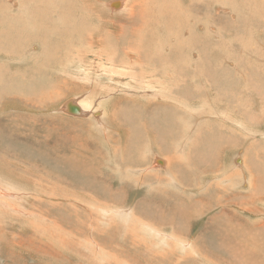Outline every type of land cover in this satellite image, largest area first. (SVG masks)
<instances>
[{"label": "rangeland", "instance_id": "rangeland-1", "mask_svg": "<svg viewBox=\"0 0 264 264\" xmlns=\"http://www.w3.org/2000/svg\"><path fill=\"white\" fill-rule=\"evenodd\" d=\"M34 1L0 0V50H6L0 53V264H264V189L255 177L250 182L239 176L258 151L264 161V0H137L140 7L135 0H93L94 5L45 0L48 30L41 26L44 8ZM142 1H148L146 8ZM158 1L162 20L179 15L199 27L177 36L170 23L164 29L149 26L144 20L160 13ZM85 7L88 14L81 13ZM67 8L74 12L73 23ZM138 8L145 15H135ZM182 10L193 16L181 15ZM90 15L97 18L92 25L101 21L102 30L119 34L114 40L128 39L130 45L108 37L99 44L87 29H70ZM158 29L167 47L183 44L184 69L191 71L187 85L179 81V92V82L167 87L185 119L179 120L177 139L158 131L162 141L148 139L153 147L133 159L128 142L134 127L127 112L134 116L138 109L127 104L138 96L140 107L154 91H118L113 83L129 86L130 70L140 81L145 71L159 68L147 58H130L133 48L153 43ZM13 30L28 37L15 35L19 41L15 38L17 47L9 53L5 34ZM196 33L199 39L187 43ZM207 41L206 47L199 45ZM165 50L171 53L156 47L162 56ZM115 51L125 67L114 65L108 54ZM151 55L156 56L152 50ZM160 77L163 87L178 81L163 68L153 76ZM221 97L227 102L220 104ZM71 100L86 114L68 113L65 104ZM110 106L113 112L106 115ZM149 109H157L159 120L166 104ZM105 115L107 126L100 129ZM125 131L124 147L117 146L116 153ZM203 144L209 154L193 164ZM177 161L180 172L171 165ZM263 164L258 175L264 184ZM171 166L187 191L172 182ZM223 178L228 182L221 185ZM231 226H238L236 235L228 233Z\"/></svg>", "mask_w": 264, "mask_h": 264}, {"label": "bare ground", "instance_id": "bare-ground-1", "mask_svg": "<svg viewBox=\"0 0 264 264\" xmlns=\"http://www.w3.org/2000/svg\"><path fill=\"white\" fill-rule=\"evenodd\" d=\"M4 1V0H3ZM34 1V0H33ZM44 1L45 0H37V3H40L41 4V6L44 8V4H47V2L46 3H44ZM93 0H86V2H88V3H91ZM139 1V0H138ZM165 1V0H164ZM35 2V1H34ZM148 1H142L141 3H140V5H144L143 6V8H146V4L145 3H147ZM0 3H2V2H0ZM11 3H14V2H11ZM94 3H95V1H93V5H94ZM3 4H4V2H3ZM113 4V3H112ZM120 4V3H119ZM126 5H127V2L125 3V7H126ZM133 5L136 7V5L137 6H139V2H138V4H137V0H135L134 2H133ZM160 5H161V3H160V1H158L156 4H155V7H157L158 9H159V11H160ZM14 6V5H13ZM112 6V5H111ZM128 6V5H127ZM167 6H168V9H171L172 8V6L169 4V3H167ZM48 7V6H47ZM114 7V6H113ZM116 7V6H115ZM118 7V6H117ZM140 7V6H139ZM7 8V5H4V9H6ZM49 8V7H48ZM13 9V8H12ZM85 9H86V7H85ZM85 9H83V11L81 12V13H85V14H88V12H89V9L87 10H85ZM26 10V9H25ZM132 10V9H131ZM130 10V11H131ZM24 11V10H23ZM29 11V10H28ZM41 13H43V15H44V17H45V19L43 20L42 19V22H41V26H43L42 27V29H46V30H48V28L47 27H49V28H51V20H50V18L49 17H47L46 16V11H45V8L44 9H42L41 11H40ZM73 11H72V9L71 8H67L66 9V11H65V13H66V17H67V21H72V23L74 22V20L72 19V17H73V13H72ZM144 11L141 9V8H138V12L135 14V15H139V17L141 16L140 15V13H143ZM14 13V12H13ZM29 13V12H28ZM32 14V13H31ZM132 14H134V12H132ZM161 14V11H160V13L159 14H156L157 15V17H148V16H146V20H144V22L146 23V24H148L149 26H154V27H159V26H161L159 29H164L166 26H167V24L168 23H170L171 24V26H172V28L173 29H175L176 30V32H177V36H181L182 34L183 35H185L186 36V33H188V28L189 27H194L195 29H197L199 26H198V23H197V21H190V20H186V19H184V18H182L181 16H179V15H176L173 19H171V18H169V19H167V21H165V20H162L161 19V16H159ZM30 15V14H29ZM134 15V16H135ZM144 15H145V12H144ZM181 15H191V16H193V11L191 10L190 12H188V14H187V11H185V10H182V14ZM105 17H106V15H104ZM30 17V19H31V21H32V18H33V16L31 15V16H29ZM121 17V16H120ZM145 17V16H144ZM27 18V17H26ZM107 18H108V15H107ZM82 19V21H83V24L79 27H74V28H70V29H72V30H74V31H77V30H79V28H84V29H87L88 30V32L89 33H91L92 34V37L93 38H95L96 40H97V42H99V44H101L102 43V41L103 40H105V38L106 37H108L110 40H112L113 38H119V34L118 33H116V32H113V31H111V32H109L108 30H102L104 27H102V23H101V21H99V25L98 26H94V25H92L93 23H95L96 21H97V18L95 17V16H89L88 18H81ZM109 19V18H108ZM145 19V18H144ZM27 21H28V19H26ZM46 20H48V21H46ZM110 20V19H109ZM109 20H105V22L106 23H108V24H111L110 22H112V21H109ZM152 20H154L155 22H151ZM78 21V20H77ZM80 22V21H79ZM78 22V23H79ZM135 22H139V20L137 21V19H136V21ZM22 23V22H21ZM67 23V22H66ZM140 23V22H139ZM8 24V23H7ZM18 24V23H17ZM34 24H37L36 22H34L33 23V26H32V29H34L35 28V25ZM69 24V23H68ZM9 26H10V28H12V26H14L13 25V22H12V20L10 19V21H9V24H8ZM7 25V27H9ZM207 25V24H206ZM46 26V27H45ZM66 26L68 27V25L66 24ZM75 26V25H74ZM18 27V26H17ZM140 27V26H139ZM142 27V26H141ZM140 27V28H141ZM69 28V27H68ZM27 30V28L26 27H24L23 28V30ZM66 29V28H65ZM159 29H158V32L156 33V34H154V35H156L155 37H153L151 40H152V44H150V46L148 47H146V48H144V50H140V48L139 47H137V48H133V50H134V53H131V55H130V58H131V60H133L134 58H136V59H138V60H140V59H145V58H147L150 62H152V63H154L155 65L154 66H157V67H159V68H156L155 70H153L152 72H150V73H148L147 71H145L144 72V74L143 75H141L142 77H141V80L139 81V80H137L136 78V76H135V73H132L131 72V70H130V75H131V77H130V79H129V81H131L132 83H134V84H132V83H130V82H126L127 84H129V86H125V85H117L116 83H119V82H121L122 84H123V82L121 81V80H119L118 82H116V83H113V87L116 89V90H118V91H124L125 90V88L127 89V90H130L129 92H131V91H133L134 89H138V88H142L144 91H145V89L146 90H150V91H154L152 94H151V98H147L146 97V99L145 100H140V107H138L137 106V104H136V102H138L137 100H138V96L135 98V99H133L132 100V104H127V106H125V107H127V108H136V109H138V111H137V113H136V115H134V116H132L130 113H129V111L127 112V121L129 122V124L132 126V127H134V130L131 132V134H132V139L128 142V150H129V153H131L130 155H133V159L136 157V155L137 154H141V153H143V151L145 150L146 151V149H149V148H151V147H153V144H152V142H153V140H155L156 142L157 141H159V142H161L162 141V138H161V135H160V133L158 132V131H160L161 133H166L167 131L166 130H168V135H169V139L170 140H172L173 138H178L177 137V130H178V132H179V129H178V127H179V125L181 124H179V120H184L185 119V116H183V117H180V115L177 113V111L175 110V109H177V110H179L177 107H175L174 105H172V103H171V101H172V99H173V95L174 94H171L170 92H169V90L170 89H168V87H167V85L168 86H170V87H173L174 85H178L179 83H181V82H179V81H184V83L186 84L188 81V79H189V73L191 72V71H188V70H185L184 69V67L186 66V65H183V58H185L186 56H184L182 53H180V47H182L183 46V44L182 43H180L179 41H176V45H168V47L166 46V45H164V42H166L167 40H165V34L163 33V34H161L160 32H159ZM16 30V29H15ZM23 30H21V31H23ZM218 30H220V29H218ZM7 31V30H6ZM85 31V30H84ZM107 31H108V33H107ZM44 32V31H43ZM43 32H41L40 34H42L43 35ZM67 32V31H66ZM21 34V37H23V36H25L26 35V33H24V32H21V33H18V31L16 32V31H14L13 30V32H9V33H7V34H5V36L7 37V39H6V41L4 42L5 44L4 45H6L7 47H8V50L10 49V47H13V44H14V42H15V38H17V37H15V35H20ZM40 34H37L38 36L40 35ZM84 34V33H83ZM137 34V37L139 38V35H138V33H136ZM140 34H142V32L140 33ZM191 34V33H190ZM197 34V33H196ZM85 35V34H84ZM84 35L82 36V37H84ZM146 35V34H145ZM27 36V35H26ZM86 36V35H85ZM191 36V38H190V42L188 41L187 43H192V42H195V41H197L198 39H199V34H197V35H195V34H193V35H190ZM28 37V36H27ZM79 37V36H78ZM81 37V38H82ZM146 37H147V35H146ZM26 38V37H25ZM77 37H75V39H76ZM80 38V39H81ZM18 39V38H17ZM63 39V38H62ZM67 39H69V38H67ZM126 39V38H125ZM74 40V39H73ZM18 41H19V39H18ZM115 41H117V44H121V45H124V46H129L130 44L129 43H131L128 39H126V40H124V39H116V40H114L113 39V42H115ZM21 42V41H20ZM83 42V41H82ZM112 42V41H111ZM19 43V42H18ZM18 43H16V44H18ZM74 43V42H73ZM2 44H3V42H2ZM15 45V44H14ZM68 45V44H67ZM200 46H202V47H206L207 45H208V41H207V43L206 44H199ZM50 46H51V50H53V44H52V41H51V43H50ZM157 46H161L163 49H166V48H168V49H170V51H171V53L169 52H166L167 50H165V54H164V56H162L161 55V53H158L157 51H156V47ZM191 46V45H190ZM4 47V46H3ZM14 47H17L16 45L14 46ZM19 47V46H18ZM60 48V47H59ZM147 48H148V50H147ZM5 49H7V48H5ZM68 49V48H67ZM151 50L154 52V54L156 55V56H152L151 55ZM5 51L6 50H0V53H5ZM64 51V50H63ZM11 54H10V56H12V58L14 57V58H17L16 57V55H15V53H14V50H11ZM51 52V51H50ZM9 53H10V50H9ZM59 53V52H58ZM57 53V54H58ZM67 53V52H66ZM174 53V54H173ZM1 55H4V54H1ZM50 55H51V57L52 58H55L56 57V54H53V53H50ZM109 56H110V58L113 60V63H114V65H121V66H124L123 64H122V61H120L119 60V55H118V53L115 51V52H113L112 54H108ZM220 55V54H219ZM7 56V55H6ZM204 56V55H203ZM63 57H64V55H63ZM219 57V56H218ZM60 59V58H59ZM147 59H146V61H147ZM131 61L129 62V64L131 65ZM145 63V62H144ZM147 63V62H146ZM217 63V62H216ZM216 63H215V65H216ZM212 64H214V63H212ZM146 65V64H145ZM214 65V66H215ZM147 67H150V68H153V66H151V64L150 63H148L147 65H146ZM125 67V66H124ZM126 68H127V66H126ZM130 68V67H129ZM164 69L167 73H175V80H178V81H176V83H172V84H166V85H164V87H163V84H164V81H163V79L160 77L158 80L156 79V78H153V76L154 75H156V74H160V69ZM251 70V69H250ZM258 70V69H257ZM219 72L222 74V75H224V74H226L224 71H222L221 70V68L219 69ZM244 76V75H243ZM242 76V77H243ZM112 77H113V75H112ZM147 78H150L149 79V81H148V84H146L145 83V79H147ZM191 78H193L194 79V75L191 77ZM245 78V77H244ZM105 79V78H104ZM113 79H116V78H113ZM246 79V78H245ZM99 81V83H100V86H102V87H106V83H103L102 82V80L100 79V80H98ZM154 81L155 82H157V83H159V85H161V87H159L160 89H157V86H156V84L154 83ZM179 82V83H178ZM165 83H167V82H165ZM116 84V85H115ZM182 84L183 83H181V85L180 86H177V88H176V92H179V90H180V88H181V86H182ZM187 85V84H186ZM183 87V86H182ZM66 88H68V87H66ZM101 88V87H100ZM201 91V90H200ZM206 91V90H205ZM128 92V91H127ZM126 92V93H127ZM128 92V93H129ZM254 92V91H253ZM100 93H102V92H100V91H97V94H100ZM128 93H127V95H128ZM230 93V92H229ZM94 94V93H93ZM125 94V93H124ZM132 94V93H131ZM130 94V95H131ZM199 94V93H198ZM207 94V93H206ZM230 94H227L226 95V97L225 98H228V96H229ZM129 96V95H128ZM198 96V95H197ZM130 97H134L133 95H131ZM184 97V96H183ZM102 98V97H101ZM185 98V97H184ZM152 99V100H151ZM221 99L222 100H220V104L222 103V102H227V100H223L224 99V97L222 98L221 97ZM127 100H129L128 98H127ZM210 100V99H209ZM215 100H217V99H215ZM73 103H76V104H78L77 102H75L74 100H71ZM115 101H117V100H113V111L117 108L116 107V102ZM219 101V100H218ZM69 102V101H68ZM68 102L65 104V107L67 108V105H68ZM188 102V101H187ZM189 103V102H188ZM216 103V102H215ZM214 103V104H215ZM149 104H151V105H155L156 104V106L157 107H159L160 105H162V104H166V112H165V114H164V116L163 117H161V119H159V120H162L163 121V123H161L160 124V122H158V124H156L155 122H157V121H159L158 119H155L154 118V116H155V113L156 112H158L157 111V109H149ZM184 104L186 105V106H190V105H188L187 103H185L184 102ZM191 104V103H190ZM212 104V103H211ZM79 105V104H78ZM147 105V108L145 109V106ZM223 105V104H222ZM226 105V104H225ZM80 106V105H79ZM81 107V106H80ZM221 107V106H220ZM82 108V107H81ZM111 108V109H110ZM108 109V112H109V114H107L106 113V115H111L112 114V106H110L109 108H107ZM67 111V110H66ZM86 109L85 108H83L82 109V112H83V114H86ZM69 113V112H68ZM83 114H81V115H83ZM88 114V113H87ZM160 114H162V113H160ZM106 115L105 116H101L102 117V119H103V125L104 126H102L100 129H104L106 126H107V122H106V119H107V117H106ZM213 115H215V114H213ZM216 116V115H215ZM222 116V115H221ZM82 117V116H81ZM192 117V116H191ZM165 118H169V122H164V119ZM175 118H176V120H175ZM183 118V119H182ZM193 118V117H192ZM97 119H99V118H97ZM176 122H177V124H176ZM212 123H215L214 121L212 122ZM245 122H243L242 124H244ZM164 124H167V125H169L170 126V129L166 126V125H164ZM139 128V129H138ZM202 128V127H201ZM240 129V128H239ZM246 129H248V128H246ZM181 132V131H180ZM190 132V131H189ZM175 133V134H174ZM248 133H250V132H248ZM128 133H126V131H125V137H124V139L121 141V143L119 144V145H117V144H115V146H114V151H115V149H119L117 146H119L121 149L124 147V140H125V138H126V135H127ZM252 133H250V135H251ZM208 138V137H207ZM210 138V137H209ZM148 139H153V140H151V142H147V140ZM165 141V140H164ZM181 142V141H180ZM183 142V141H182ZM185 143H187V141L185 142ZM155 144H157V143H155ZM173 145V144H172ZM186 145V144H185ZM204 145V146H203ZM202 145V149H197L199 152L198 153H195V158H194V160H193V164L194 163H197V162H200L201 161V159L202 158H204L206 155H208L209 153V151L207 150L208 148H206L207 146H208V144L206 145V144H203ZM174 146V145H173ZM177 147V146H176ZM211 147V146H210ZM184 148H185V146H184ZM250 148V147H249ZM120 149V150H121ZM212 149V148H211ZM195 150H196V148H195ZM116 152V151H115ZM118 152V151H117ZM116 152V153H117ZM197 152V151H196ZM114 154V153H113ZM257 155V157H256V159H254V160H252V161H250L249 162V164H247L246 166H245V168L244 167H242V169L241 170H239L240 172H239V176H241V177H243L244 176V178H245V180H248V181H250V182H254V177L257 179V181H258V187H259V189H264V184L262 183V177H259V175H258V171H259V168H260V166H261V164H263L264 163V161L260 158V157H258L259 155H260V152L258 151V153L256 154ZM177 156V155H176ZM181 157V156H180ZM177 158H179V156L177 157ZM183 158V157H182ZM133 159H131L130 158V160L132 161ZM180 159V158H179ZM189 159V158H188ZM170 160V159H169ZM155 161H156V163H163V161L162 160H160V159H155ZM244 161V160H243ZM192 162V161H191ZM170 164V163H169ZM172 166H176V167H178L177 165H178V161L176 162V163H172L171 164ZM264 165V164H263ZM172 166L169 168L170 170H169V172H170V174H171V178H172V182H175L177 185L179 184L180 185V187H181V189H184V191H187L186 190V188H184L183 187V184H181L180 182H179V180H180V178H179V176H178V174H176V175H174V173L172 172ZM168 167H169V165H168ZM149 168H152L151 166H149ZM142 169V168H141ZM148 169V168H147ZM182 170V168L180 167V165H179V167H178V171L180 172ZM261 170H262V168H261ZM237 171V170H236ZM155 173V172H154ZM259 173H261V172H259ZM165 174V173H164ZM263 174H264V171H263ZM166 175V174H165ZM156 176V175H155ZM158 176V175H157ZM163 177V176H162ZM181 177V176H180ZM164 178V177H163ZM204 179V178H203ZM212 179V178H211ZM205 180V179H204ZM203 180V181H204ZM224 182H228L225 178H223V181H221V185H223V183ZM203 183V182H202ZM206 183V182H205ZM207 186V185H206ZM156 188V187H155ZM223 189H226L225 188V186H223L222 187ZM249 188H251V187H249ZM180 190V189H179ZM248 195H252L253 196V194H252V191L250 190V189H248ZM5 197V196H4ZM238 198V197H237ZM221 201H223V200H221ZM8 204V203H7ZM227 204H231V205H233V202L232 201H228L227 202ZM227 204H226V202H224L223 204H221V205H225V206H227ZM1 205V204H0ZM3 207V206H2ZM6 207V206H5ZM9 209H10V207H9ZM145 209V208H144ZM1 210V209H0ZM12 211V210H11ZM192 213V212H191ZM184 214H186V212H184ZM14 216V215H13ZM238 229V226H231V228L229 229V231H228V233L229 234H231V235H236V234H234V231L235 230H237ZM13 243V242H12ZM14 246V245H13ZM165 256V255H164ZM164 259V258H163ZM162 259V260H163ZM166 260V258L164 259V261ZM251 264V263H250Z\"/></svg>", "mask_w": 264, "mask_h": 264}, {"label": "water", "instance_id": "water-1", "mask_svg": "<svg viewBox=\"0 0 264 264\" xmlns=\"http://www.w3.org/2000/svg\"><path fill=\"white\" fill-rule=\"evenodd\" d=\"M118 5H119V2H113V6H118ZM67 111L72 114H78V115L83 114L82 108L78 104L73 103L72 101L68 102Z\"/></svg>", "mask_w": 264, "mask_h": 264}]
</instances>
